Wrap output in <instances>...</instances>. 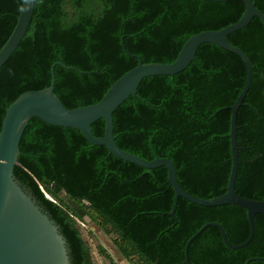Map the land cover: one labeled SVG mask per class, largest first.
<instances>
[{
	"label": "trees",
	"instance_id": "trees-1",
	"mask_svg": "<svg viewBox=\"0 0 264 264\" xmlns=\"http://www.w3.org/2000/svg\"><path fill=\"white\" fill-rule=\"evenodd\" d=\"M264 14V0H254ZM22 0H0V48L12 33ZM241 0H36L26 34L0 67V128L7 106L28 90L50 84L66 108L98 102L109 86L138 63H170L184 42L203 30L237 21ZM252 67L249 89L236 113L237 194L264 201V25L253 17L227 36ZM132 54V55H131ZM60 62L61 64H58ZM246 80L242 59L212 43L175 75L148 76L137 96L113 112L117 146L146 160L169 158L180 186L204 199L223 194L231 170L229 106ZM103 136L105 122L91 124ZM14 177L58 225L70 264H97L83 239L85 217L112 237L131 264H245L264 256V214L254 217L250 243L228 248L249 235L246 210L202 206L178 198L165 166L147 169L93 145L76 129L33 117L19 142ZM99 254L116 264L102 246ZM188 257V259H187ZM248 264H264L252 260Z\"/></svg>",
	"mask_w": 264,
	"mask_h": 264
},
{
	"label": "water",
	"instance_id": "water-1",
	"mask_svg": "<svg viewBox=\"0 0 264 264\" xmlns=\"http://www.w3.org/2000/svg\"><path fill=\"white\" fill-rule=\"evenodd\" d=\"M228 1V0H212ZM245 10L240 18L218 30H203L190 36L182 45L173 62L143 63L137 55L138 63L113 82L102 98L93 104L66 108L54 93V63L50 68V84L39 90H28L11 102L6 110L0 128V264H70L67 242L58 225L37 203L33 194L23 188L14 177V167L18 164L19 142L31 118L36 117L54 126L79 130L85 139L93 145L105 146L115 157L140 167L152 169L165 166L167 181L174 190V200L169 212L174 215L179 197L202 206L224 204L244 208L249 222V235L239 244H231L222 226L216 222L204 223L188 239V245L205 227L215 226L222 235L226 246L232 250L246 246L252 240L255 231L254 217L264 214V201L243 197L234 189L238 166L236 144V113L249 89L252 79V67L246 54L230 44L228 34L244 28L253 17H258L264 25V14L255 7L254 0H241ZM36 0H22L17 23L0 48V67L9 59L27 32L32 19ZM203 43L215 44L239 56L246 67V80L242 90L232 105L230 118L231 170L226 191L218 196L204 199L184 190L178 183L173 162L166 157L146 160L138 155L120 149L113 136V112L130 96H137L141 80L148 76L175 75L185 69L195 59L198 47ZM132 55V54H131ZM58 64H61L58 62ZM98 119L105 122L104 135L95 136L91 124ZM188 259V257H187ZM264 261V256L251 257Z\"/></svg>",
	"mask_w": 264,
	"mask_h": 264
},
{
	"label": "rangeland",
	"instance_id": "rangeland-1",
	"mask_svg": "<svg viewBox=\"0 0 264 264\" xmlns=\"http://www.w3.org/2000/svg\"><path fill=\"white\" fill-rule=\"evenodd\" d=\"M26 190L30 192L28 189ZM80 227L83 239L89 244L91 248V255L95 263H109L108 260L104 259L98 252L99 246H102L111 255L116 264H131L130 261L126 260L122 255H120L112 242V237L106 235L95 222L89 219V217H85V223H80Z\"/></svg>",
	"mask_w": 264,
	"mask_h": 264
}]
</instances>
